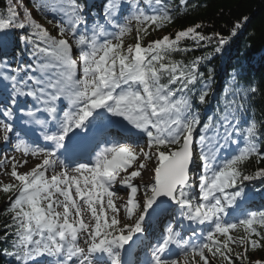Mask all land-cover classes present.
I'll return each instance as SVG.
<instances>
[{
  "label": "snow or ice",
  "instance_id": "6c2138e0",
  "mask_svg": "<svg viewBox=\"0 0 264 264\" xmlns=\"http://www.w3.org/2000/svg\"><path fill=\"white\" fill-rule=\"evenodd\" d=\"M84 9L79 0L0 8V48L18 50L12 61L0 57V142L14 153L0 154L12 181L0 182L10 194L0 255L14 264H136L133 238L159 223L142 264H264L248 255L264 249V208L246 206L245 185L264 179V168L246 171L264 161V120L252 104L259 88L234 68L214 110L201 111L215 78L201 67L248 17L227 35L197 23L143 44L174 21L164 0H105L91 22ZM33 11L52 17L55 35ZM27 157L39 162L21 172Z\"/></svg>",
  "mask_w": 264,
  "mask_h": 264
},
{
  "label": "trees",
  "instance_id": "16d2710c",
  "mask_svg": "<svg viewBox=\"0 0 264 264\" xmlns=\"http://www.w3.org/2000/svg\"><path fill=\"white\" fill-rule=\"evenodd\" d=\"M79 2L85 5V14L87 12L93 13L94 6L87 8L86 0H79ZM164 2L172 8L174 21L163 29L150 30V34L142 41L143 44L147 43L146 40H154L167 33L174 34L177 30L197 23L205 25L199 29L205 34L222 32L227 35L233 21L241 20L245 16L248 17L247 22L238 30L237 35L224 46L223 52L213 55L212 59L201 67V71L205 72L207 68L214 69L215 76L211 82L213 93L210 96L211 103L207 109L201 108V111L207 115L214 110L220 101L229 74L234 68H238L241 71V81L244 84L254 83L258 86L259 91L252 104L256 110V119L258 121L264 120V0H188L187 7H181L180 0H164ZM5 3L6 0H0V8H3ZM28 7L31 8L32 5L29 4ZM33 15L37 20H45L42 15L35 11H33ZM49 30L54 32L55 29L51 27ZM133 41L135 42V38ZM212 47H202L194 52L184 54L183 57L178 54L175 58L191 59L211 52ZM17 51L13 45L9 44L7 48H0V57L6 54L8 59L12 61L17 58ZM25 59L23 57V60ZM261 146L264 147V143ZM257 168H264V161L257 164L253 158L246 164V171L248 172ZM245 185L246 192L249 193L260 195L264 191V179L245 182ZM8 195L10 194L0 191V236L4 235V224L9 222V218L3 214V210L7 206ZM260 208H264V202L261 203ZM4 247V244H0V249ZM255 253L264 254V249L250 251L248 255L251 260H254ZM0 264H14V261L0 255ZM216 264H220L218 259ZM234 264H239V261H234Z\"/></svg>",
  "mask_w": 264,
  "mask_h": 264
},
{
  "label": "rangeland",
  "instance_id": "374dc122",
  "mask_svg": "<svg viewBox=\"0 0 264 264\" xmlns=\"http://www.w3.org/2000/svg\"><path fill=\"white\" fill-rule=\"evenodd\" d=\"M88 2H93V1H95L96 3H98L99 4V2H98V0H87ZM99 10V7L97 6V14H98V12L100 13V11H98ZM98 16H100V15H98ZM100 18L102 19V17L100 16ZM48 19H52V17L51 16H49L48 17ZM40 23L42 24V25H44L45 27H47V28H50L51 26H52V24H49L47 21H40ZM135 31H133V33L131 34V35H129V36H126L125 37V44L127 45V44H134L135 42L133 41L134 40V38H135ZM133 36H134V38H133ZM148 41H150V40H146V42H148ZM75 58V57H74ZM1 144H3L2 142H0V145ZM4 145V144H3ZM8 146H11V145H8ZM5 147L6 148H8L7 146H3V147H1V148H3V149H5ZM9 149V148H8ZM6 153L8 154V155H13L14 153H12L11 151H10V149L9 150H6ZM15 155L17 156V158L19 159V158H21L20 157V154L19 153H15ZM0 158H2V155H0ZM27 159L29 160V163H28V165H27V167H22V168H20L19 169V171H21V172H23V171H27L29 168H31L32 166H34V164H36V163H38L39 161L38 160H36V159H33V158H31V157H27ZM5 167L7 168V170L8 171H10V165H5ZM0 182H2V183H10V182H12L11 181V179L9 178V176L8 175H6V174H3V173H0ZM120 192V194H119V196H125L126 195V193L124 192V191H119ZM150 230H147V227H146V233H147V238L144 240L145 242H144V244H146L147 242H146V240H149V234H150V232H149ZM233 235H238V233H233ZM82 243V242H81ZM234 251H242V248H240V247H235L234 246ZM256 259H264V254H257V253H255V255H254V260H256Z\"/></svg>",
  "mask_w": 264,
  "mask_h": 264
},
{
  "label": "bare ground",
  "instance_id": "6f19581e",
  "mask_svg": "<svg viewBox=\"0 0 264 264\" xmlns=\"http://www.w3.org/2000/svg\"><path fill=\"white\" fill-rule=\"evenodd\" d=\"M119 194H120V192H118V196H119ZM131 248H132V246H131Z\"/></svg>",
  "mask_w": 264,
  "mask_h": 264
}]
</instances>
